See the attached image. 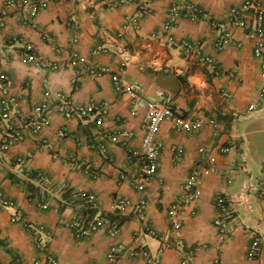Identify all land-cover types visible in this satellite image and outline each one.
<instances>
[{
    "label": "crops",
    "instance_id": "0c3cea01",
    "mask_svg": "<svg viewBox=\"0 0 264 264\" xmlns=\"http://www.w3.org/2000/svg\"><path fill=\"white\" fill-rule=\"evenodd\" d=\"M5 1L0 0V9ZM30 1L41 4L35 15L28 5H11L0 29V78H8L16 97L10 122L21 127L35 104L45 98L54 103L57 92L75 104L103 102L107 114L98 124L92 114L65 118L52 111L39 132L22 127L23 140L0 148V187L14 202V207L0 208V264H47L34 242L43 231L50 232L49 251L59 264H108L106 252L113 243L123 247L115 264H181L184 256L191 264H264V243L255 258L246 254L252 240L246 229L264 236V193L250 189L246 202L230 205L237 229L225 241L218 240L213 224L218 193L234 196L246 179L264 185V95L247 111L264 82L253 37L237 30L228 46L213 51L212 20L241 0H188L207 16L192 18L182 12L169 27L164 24L173 0ZM182 41L202 43L215 55L219 73L196 62ZM27 44L57 68L26 61ZM73 52L109 71L90 77L80 66L69 65ZM121 65L122 79L139 80L145 97L157 99V88L168 90L183 115L217 122L213 136L211 129L178 131L164 120L158 133V168L141 190L133 181L143 175L139 148L144 110L134 108L129 94L115 89L111 75ZM222 90L230 97L224 98ZM3 123L0 119V143ZM97 142L105 150L91 145ZM178 144L183 145L180 155L171 150ZM198 163L204 168L193 197L187 199L183 183ZM121 174L126 177L120 179ZM82 193L95 195L90 217L106 216L120 225L116 237L103 229L73 235L70 220L86 213ZM178 197L184 202L171 217L168 207ZM119 198L129 204L117 205ZM140 198L146 199V207L137 214L133 203ZM15 209L22 212L19 222L12 220ZM175 219L180 222L177 228ZM146 225L155 230L145 236L152 262L128 253L139 246L134 234ZM162 240L169 243L167 248H160ZM179 241L183 250L177 247Z\"/></svg>",
    "mask_w": 264,
    "mask_h": 264
},
{
    "label": "built area",
    "instance_id": "2783aa9c",
    "mask_svg": "<svg viewBox=\"0 0 264 264\" xmlns=\"http://www.w3.org/2000/svg\"><path fill=\"white\" fill-rule=\"evenodd\" d=\"M123 1L125 0H122V2ZM11 5H28L30 14L35 15L41 4L30 0H6L5 6L0 9V29L5 23L8 15V7ZM182 12L184 15L192 18L207 16L204 10L194 2L188 0H173L169 7L167 20L164 24L165 27H169ZM211 25L216 32V37L213 41L214 52H219L228 46L233 41L237 30L247 31L253 37V54L259 59L260 69L264 75V0H241L237 4L231 5L222 18L212 20ZM171 42L173 41L171 40ZM182 44L191 52L196 62L209 67L212 74L216 75L219 73L220 69L215 55L205 51L202 43L182 41ZM23 57L35 67L47 66L51 69L57 68L55 63L45 59L31 44H27L24 47ZM68 63L73 67L80 66L90 77H97L109 71L108 67L98 66L77 52H73L70 55ZM124 72L125 69L123 65H121L118 70L111 75V79L115 82V89L129 94L134 108H142L144 110L141 124L143 133L139 148V154L142 158L143 175L140 180L133 181L134 187L141 190L144 188L145 181L155 175L158 168V159L161 151L158 133L160 125L164 120L169 119L173 127L178 131L195 132L201 129H211L213 136L217 135V122L214 118L204 119L196 115H183L174 105L173 95L168 90L157 88L155 90V94L158 97L157 99L145 97V86L139 80L125 82L122 79ZM1 81H3L1 83L3 97L0 99V119L4 121V136L0 143V148L2 149H7L23 140L24 131L22 127L30 128L32 133L39 132L42 127L48 124V114L52 111L63 115L65 118H83L92 114L98 124L103 121L107 114V106L103 102L89 101L86 104H75L62 92H57L56 101L54 103L49 102L45 98L41 102L35 104L32 108L31 115L22 120V126L16 127L10 122L11 105L16 103V97L10 92V82L8 78H0V82ZM221 94L224 98L230 97V92L227 90H222ZM263 95L264 82L254 101L248 105L247 111L253 110L256 107V103ZM91 145L105 150V145L100 142L92 143ZM227 149V147L222 148L223 151ZM171 150L177 155H180L183 151V145L178 144L172 146ZM203 168V165L198 163L190 169L182 187L183 193L187 199L193 197L195 188L199 183L200 171ZM125 177L124 174L120 175V179H124ZM254 188L259 190L260 193H264L263 182L259 183V187H257L250 179H246L242 184V191L236 195L227 196L222 192L216 195L214 203L217 208V214L213 218V224L217 229L219 241H225L233 235L237 229L236 225L231 222L233 212L230 205L235 202H246L248 191ZM80 197L83 200L86 213L84 216H74L70 220L69 227L73 235L75 237H84L103 229L109 237H116L120 230V225L116 221L106 216L90 217L89 211L94 209L97 205L95 195L93 193H82ZM182 202H184V200L178 197L169 205V216L174 217L176 215V212L182 206ZM116 204L126 205L129 204V201L125 198H119L116 200ZM8 207H14V202L6 196L0 187V208ZM145 207V198H140L133 203V209L137 214H141ZM12 220L15 222L22 220V212L20 209H15L12 214ZM173 224L175 228L180 226L179 220L176 219L173 221ZM246 231L252 235V240L247 248L246 254L248 258H255L261 250V244L264 243V236L250 228H247ZM147 234H155V230L148 225H146L142 231L135 233L134 239L139 242V246L130 248L128 253L131 256H144L149 262H152V258L145 245V236ZM34 238L35 246L44 253L47 264H59L55 255L49 251L48 241L50 239V232L43 231L42 235H35ZM168 246L169 243L167 241H161V249L167 248ZM177 247L183 250L184 244L179 241ZM122 248L120 243H113L109 246L106 252L108 264L116 263ZM37 262L38 261H36V263ZM181 264H191L189 256H184Z\"/></svg>",
    "mask_w": 264,
    "mask_h": 264
}]
</instances>
